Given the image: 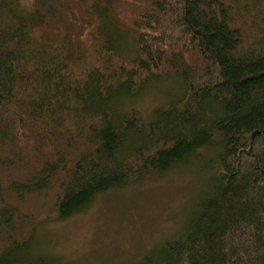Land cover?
<instances>
[{
    "label": "trees",
    "instance_id": "16d2710c",
    "mask_svg": "<svg viewBox=\"0 0 264 264\" xmlns=\"http://www.w3.org/2000/svg\"><path fill=\"white\" fill-rule=\"evenodd\" d=\"M161 76L182 94L145 121ZM205 151L183 226L120 264H264V0H0V264H65L42 224Z\"/></svg>",
    "mask_w": 264,
    "mask_h": 264
},
{
    "label": "rangeland",
    "instance_id": "374dc122",
    "mask_svg": "<svg viewBox=\"0 0 264 264\" xmlns=\"http://www.w3.org/2000/svg\"><path fill=\"white\" fill-rule=\"evenodd\" d=\"M20 2L27 8L32 0ZM85 4L79 5L83 8ZM132 42L127 38L129 54L133 53ZM161 78L163 85L153 83L133 104L145 121L150 120L154 108L182 94L180 81L170 79L167 82L166 78L172 77ZM205 156L199 165L194 161L162 178L99 196L90 206L66 220L42 224L38 251L57 256L65 264L137 261L140 255L176 234L183 226L190 205L203 190L208 176L201 170L210 169L212 153L207 151ZM53 195L51 190L44 196L25 197L22 209L37 215L40 206L52 202Z\"/></svg>",
    "mask_w": 264,
    "mask_h": 264
}]
</instances>
